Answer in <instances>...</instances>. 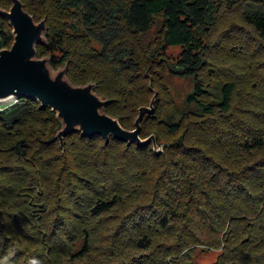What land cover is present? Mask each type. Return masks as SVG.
<instances>
[{"label":"trees","instance_id":"trees-1","mask_svg":"<svg viewBox=\"0 0 264 264\" xmlns=\"http://www.w3.org/2000/svg\"><path fill=\"white\" fill-rule=\"evenodd\" d=\"M21 1L46 19L38 56L67 66L76 85L95 83L123 127L148 103L152 78L159 96L141 136L167 145L157 155L75 130L62 154L52 141L62 124L49 107L22 97L3 105L0 264H195L199 245L220 250L213 264H264V124L255 120L264 118L238 113L236 82L202 77L204 33L221 8L244 5L264 41V0ZM11 30L0 15V49ZM170 47L182 49L179 59ZM167 69L194 82L182 108L159 84Z\"/></svg>","mask_w":264,"mask_h":264},{"label":"water","instance_id":"water-1","mask_svg":"<svg viewBox=\"0 0 264 264\" xmlns=\"http://www.w3.org/2000/svg\"><path fill=\"white\" fill-rule=\"evenodd\" d=\"M12 5L6 10L0 8V15L12 27L13 42L0 49V101L12 97L36 99L42 108L49 107L55 112L62 127L55 139L64 146V139L78 130L83 136H102L106 142L110 138L145 146L151 141L157 151L155 136L141 139L142 120L146 114H153L155 96L150 106H141L134 122V129L124 128L120 120L105 109L110 100L95 91V83L74 84L67 76V66L53 73L49 58L38 56V43H45L46 19L36 21L21 0H10Z\"/></svg>","mask_w":264,"mask_h":264},{"label":"rangeland","instance_id":"rangeland-1","mask_svg":"<svg viewBox=\"0 0 264 264\" xmlns=\"http://www.w3.org/2000/svg\"><path fill=\"white\" fill-rule=\"evenodd\" d=\"M11 5L12 3L10 1V5L3 9L8 10ZM244 8V5L233 9L232 7L225 9L221 8L216 24L211 26V29L209 28V30L204 33L207 48L206 64L202 72V77L204 78L205 83L210 81L212 84H215L214 81L219 79H223L224 81L232 80L236 82L237 92L235 94V105H237V107L240 106L238 113L247 114L250 116V119L254 120V118L257 117L264 118V41L258 40L255 32H253L252 27L246 23V20L243 16ZM156 35H158V31L154 29L151 32L150 39L155 38ZM147 38L148 39H145V41H149V37ZM96 47L100 48L98 44H96ZM181 51L182 49L180 47H170L166 53L173 60H176L179 59ZM39 57L49 58L48 55ZM64 66L58 68L51 67L53 73L55 74L59 69L64 68ZM161 75V83L159 84L166 85L171 88L172 95L177 101V105L182 108V103L185 101L187 94L193 90V80L188 77H183L178 73H174L168 69L162 71ZM152 82V78H149L148 88L151 92V96L149 97L148 103L143 106L149 107L150 102L156 94L154 102V109L156 110L159 91L152 86ZM214 87H216V85ZM138 114L139 109L134 122L138 117ZM255 120H259V122L263 121L264 124V119ZM134 127L135 126H133V128L126 129L132 130ZM59 130H57L54 134L52 141L57 142L60 149L62 150V154H65L66 137L64 139L63 147H61L60 141L55 139ZM151 135L155 136L158 150L156 151L154 149L152 141L145 146L150 145L152 151L157 155L164 153L167 142H159L155 133H151L144 137H142L140 134V138L146 139ZM104 141L106 142L105 139ZM109 141L106 143H109ZM219 254V249H213L208 246L199 245L192 254L191 262L195 264H213Z\"/></svg>","mask_w":264,"mask_h":264},{"label":"built area","instance_id":"built-area-1","mask_svg":"<svg viewBox=\"0 0 264 264\" xmlns=\"http://www.w3.org/2000/svg\"><path fill=\"white\" fill-rule=\"evenodd\" d=\"M20 97H12L5 101H0V111L3 110V105L11 106L19 102Z\"/></svg>","mask_w":264,"mask_h":264}]
</instances>
